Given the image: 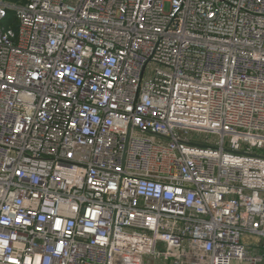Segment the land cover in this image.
I'll return each mask as SVG.
<instances>
[{
  "label": "built area",
  "instance_id": "2783aa9c",
  "mask_svg": "<svg viewBox=\"0 0 264 264\" xmlns=\"http://www.w3.org/2000/svg\"><path fill=\"white\" fill-rule=\"evenodd\" d=\"M255 148L264 0H0V264H259Z\"/></svg>",
  "mask_w": 264,
  "mask_h": 264
},
{
  "label": "crops",
  "instance_id": "0c3cea01",
  "mask_svg": "<svg viewBox=\"0 0 264 264\" xmlns=\"http://www.w3.org/2000/svg\"><path fill=\"white\" fill-rule=\"evenodd\" d=\"M252 249L254 252L261 253L263 255V259L259 264H264V240L261 242H256L254 245H252Z\"/></svg>",
  "mask_w": 264,
  "mask_h": 264
},
{
  "label": "rangeland",
  "instance_id": "374dc122",
  "mask_svg": "<svg viewBox=\"0 0 264 264\" xmlns=\"http://www.w3.org/2000/svg\"><path fill=\"white\" fill-rule=\"evenodd\" d=\"M15 1V0H12ZM17 1V0H16ZM215 136L213 134L209 135V138H214ZM256 151V153L264 155V149H260V148H255L254 149ZM256 243V241H255ZM234 264H238L237 262H234Z\"/></svg>",
  "mask_w": 264,
  "mask_h": 264
},
{
  "label": "trees",
  "instance_id": "16d2710c",
  "mask_svg": "<svg viewBox=\"0 0 264 264\" xmlns=\"http://www.w3.org/2000/svg\"><path fill=\"white\" fill-rule=\"evenodd\" d=\"M16 1V0H15ZM17 1H19V2H25L26 0H17Z\"/></svg>",
  "mask_w": 264,
  "mask_h": 264
}]
</instances>
